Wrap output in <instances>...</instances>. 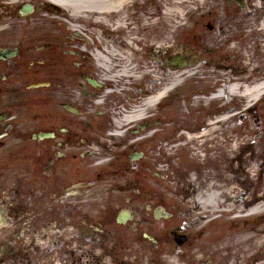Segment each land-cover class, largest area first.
<instances>
[{
	"label": "flooded vegetation",
	"instance_id": "1",
	"mask_svg": "<svg viewBox=\"0 0 264 264\" xmlns=\"http://www.w3.org/2000/svg\"><path fill=\"white\" fill-rule=\"evenodd\" d=\"M245 1L250 6L253 0ZM235 2L227 1L224 19L236 22L231 11ZM248 16L245 30L258 27L255 74L261 82L264 0H258V14ZM69 55L51 49L18 51V60L0 62V264H264L259 251L243 258L231 252H198L196 240L185 234L179 235L184 239H158L167 238L166 222L175 217L167 212L166 219H155L157 206L146 205L144 215L133 212L132 219L119 223L120 201L132 207L136 195L151 201L150 139L142 142L138 160L147 164L136 166L132 141L112 137L117 113L95 106L100 91L88 85L86 68L67 61ZM25 57L43 63L20 60ZM198 64L217 67L218 74L231 73V78L244 74L238 57L228 54ZM262 101L258 109L264 115ZM174 112L166 105L160 125L175 128ZM255 125L264 131L258 110ZM261 161L264 156L258 157ZM217 162L211 161L203 172L223 185L231 161L221 155ZM232 163H240L239 157ZM143 226L151 227L153 239L140 233Z\"/></svg>",
	"mask_w": 264,
	"mask_h": 264
},
{
	"label": "bare ground",
	"instance_id": "2",
	"mask_svg": "<svg viewBox=\"0 0 264 264\" xmlns=\"http://www.w3.org/2000/svg\"><path fill=\"white\" fill-rule=\"evenodd\" d=\"M142 1L144 0H0V46L33 51L38 48V44L34 42L36 37H40L36 40L39 42H54L58 41L59 37H66L70 43L63 45V50L79 53L87 50L96 53L95 61L100 68L102 84L110 85L122 77L129 79L137 67L136 55L144 56L145 49L148 48H174L177 30L183 25L184 18H191L198 9L210 4V0H159L157 12H145V16L138 17L134 24V11L141 6ZM24 5H31L32 12H21ZM159 26L167 27V32L161 37L146 39ZM73 34L77 36L76 39L72 38ZM43 37L47 40H43ZM138 47L141 48L139 52ZM148 69L146 63L143 67L145 75H150ZM175 75L177 73L169 74L171 78L174 76L173 82L176 83L178 76ZM159 81L153 80L157 83ZM171 87L155 92L139 108L127 113L121 122L129 127L135 120H143L146 110L153 109L155 103L172 90ZM224 90L226 97L242 101L246 108L261 98L264 84H229ZM222 108L220 116L209 119L204 127H186L183 137L191 142L211 138L216 132L217 124L228 123L232 118L226 115ZM223 133L225 134V131ZM216 139L217 144H221L220 140ZM224 144L222 143V146ZM219 206L223 208V215L232 211L239 214L247 211V215L253 217L261 211L258 198L254 196L248 202L240 195L232 196V192H220L212 185H207L205 192L197 193L189 202L190 218L194 219L192 222L202 230L205 225L201 224L203 215L208 218L210 212ZM230 239H245L248 246L256 237L250 229L242 227L233 230Z\"/></svg>",
	"mask_w": 264,
	"mask_h": 264
},
{
	"label": "rangeland",
	"instance_id": "3",
	"mask_svg": "<svg viewBox=\"0 0 264 264\" xmlns=\"http://www.w3.org/2000/svg\"><path fill=\"white\" fill-rule=\"evenodd\" d=\"M159 2H160L159 0H148L147 2H143L144 5H141L134 11L136 15L135 16L136 19L133 18L132 22L135 24L138 17L145 16L146 14L145 12H150V11L157 12L158 5L160 6ZM257 5H258V2H255V5H254L255 9H258ZM216 6L220 7L218 11L222 12L221 11L222 2L221 1L215 2V0H210V4L206 6L208 8L204 7L206 9L203 8V10L201 11L205 12ZM36 12L37 11H35V13ZM196 22H197V19L195 18L192 21L190 19V22L188 19L187 20L185 19L184 23H187V25L183 29H180L177 31L176 46L174 48H171L170 50L169 49L161 50V52L169 55V53H173V52L181 53L183 51H188V50L193 51V48L196 47V44H200L198 46V48L200 49V55H204L207 49L217 48V45L221 48L222 45L220 43H221L222 38L219 39L217 34H213V35L211 34V37H208L207 34L206 35L203 34V32L207 33L205 30V24H204L207 22V20L203 21V24L200 26H196ZM194 24H195V27L193 30ZM199 31L202 34H198V37L195 38L196 32H199ZM166 32H167V27H162V26L156 27L153 30L151 36L147 37L146 39H150L153 37H161ZM158 34H160V36H157ZM73 38H76V37L73 36ZM65 42L70 43L69 40L64 38V40H62L61 42V45L63 46V45L68 44ZM205 43L206 45H209L207 48L205 47ZM241 46H244V45L241 44ZM238 47H240V44L238 45L235 42V43H232L229 48L237 49ZM153 50L158 51L157 49H151V54H153ZM254 51L255 50L253 49L252 44L250 46H247L245 44L244 48H242V50H240L239 52L240 56H238L239 61L244 59V62H245L244 63L242 61L243 63L241 65V68L244 67V69H247V71L250 73H252L253 70L257 69L258 67L256 62H252V56L254 55ZM146 52H149V49H146ZM225 52L227 53L226 49H225ZM73 57L76 58V60L79 61L80 64L88 68V64L86 63V61L82 59L78 60L79 58L77 56H73ZM20 60L26 61L27 63H30L31 61H33L32 58H28V57L21 58ZM38 60H42V59H38ZM150 65H151L152 75H154L157 70V66L152 60L150 62ZM206 70L207 68H197V69L195 68L186 69L185 68L182 71L180 70L179 71V74H181L180 80L183 81V86L177 89V92H179V94L181 95H188V93L191 90L202 89V92H208L215 85L216 82H214L210 76L206 75V73H204V71ZM186 71L189 74H187ZM97 77L99 78V75ZM163 81L164 80H161L160 83H162ZM167 81L169 82V78H167ZM150 83L151 82L147 81V84H144L145 89L147 88V86L153 85V83L151 84ZM217 84L219 86L220 84L227 85L228 83H216V85ZM144 86L141 87V90L144 89ZM130 90L133 93V89L131 88ZM181 104H182L181 113L178 114L179 120L181 121L182 119L181 127H183L185 124L195 125L196 123L202 126L204 118L207 114L206 112H204L205 110H201L199 108L201 111L199 113L190 112V108H188L186 104L184 103H181ZM243 106H244L243 102H239L238 100H235L230 105H228V107H226L225 110H227V108L230 107L231 114L234 112L236 113L238 111L242 112L244 108ZM213 110L214 108H211L210 110H208L209 111L208 113L210 112L212 113ZM255 116H256V113L254 111L251 113V115L243 113L239 116H236L233 121L232 120L230 121V123L225 124L224 127H221V128L219 127L218 129L221 131L222 129H224L223 131H225V134L223 135V137L225 138L224 146L225 145L229 146V144L231 143V140H233L234 143H237V145L244 146V150L245 148H247L246 158L245 160L243 159V161L246 162L245 164V167L247 168L246 173L244 174L238 173L237 175H234L232 173L233 172L232 170L231 175L227 174L225 175V177L227 178L226 182L229 184L228 192H232V196L240 195L241 198H243L244 200H247L248 202L252 200L253 196L260 200L262 196L260 195V193H264V176L262 175L257 176L256 174L257 166L254 163L256 159H253L255 157H260L264 154L262 150L263 147H261L263 145L261 141L262 138L260 137H258V149H256L257 148L256 129L254 125ZM262 117L264 119V115L258 112V118L262 119ZM160 127L161 129L159 131L164 136L173 137L176 135V132L174 130H171L169 128V125L160 126ZM258 135H261L260 131H258ZM212 138L213 137H211L210 139ZM210 143L212 145L215 144L213 141H210ZM151 144H152V149L150 152V160H151L150 161V168H151L150 177L153 183L156 182L158 184L152 185L151 191L148 193V195L154 194L152 196V200H151L152 202H148L146 197H137V195L135 196L133 210L135 209L136 211H141L145 204L156 205L157 203L156 206H159L158 202L162 200L163 202L161 205L164 206L167 209V211H169L170 213H174L173 216L175 217V219L169 222H166L168 225L167 231L171 229L173 230L174 227H180L184 234H188V235L191 234L193 239L194 237L195 239H197L200 236L199 239H197V244L195 246H201L204 249L203 245L205 244V242L208 241V243H210L214 241L211 239H213L216 233L218 232L217 231L218 227H215L213 223H210L211 225L208 224V226L205 228V231H203L202 233L200 232L198 233V231H196L197 226L192 224L193 223L192 221H194V219L190 218L188 204L191 200H193L197 191L199 190L204 191V188H202L201 184L207 182L208 178L205 176V172L201 173L200 175H197L196 173L197 171H200L202 167L209 164L210 163L209 161L213 160L212 158L213 153L210 155L208 160L203 161V164L196 163L195 161H192V158L194 157L193 154L191 153L194 148V145H192L193 148L187 147L182 152H179L178 156H180L181 160H175L176 165H173V164L168 165L169 161L161 159L162 156L164 157H167V156L165 155L160 156V154H158V149L161 147H159L157 139L153 138ZM216 148H217L216 151L218 152L223 151L225 154L227 153V150L221 149L222 147L220 145H217ZM227 160L232 161L230 160L229 157L227 158ZM146 161L147 160L142 161L141 164H143V162H146ZM214 162L217 165L219 164V162L217 161H214ZM164 173L166 174L165 179L164 180L159 179L157 175L164 174ZM159 185L163 186L161 188L162 190L159 189L160 188ZM164 187H166L165 190L163 189ZM188 193L189 195L186 196V194ZM259 200H258V203H260ZM242 202L243 201L241 200V204ZM261 202H262V199H261ZM121 206L122 207L124 206L132 207L131 205H127L126 203H124ZM241 206L243 208V204ZM144 213L145 211H143L141 215H144ZM258 219H261V221H263V224L261 222H260L261 224H259ZM258 219L257 217L253 219H247L245 223H247L246 227H248L249 229L252 228L254 230H258V236L255 242L252 243V247H254V251L256 249L258 250L261 249L262 253L264 254V217L260 218L259 216ZM186 221H190V222H186ZM243 222L242 221L237 222L236 224L240 228H242ZM186 223H189L192 225H187ZM219 227H221V231H223L222 233H224L223 239H228L229 235H231V232L235 229V228L231 229V224H227L226 226L220 224ZM215 228H216V231H214ZM211 229L213 230V233ZM148 231H151L150 227H145L142 230V232H148ZM234 240L235 239L228 240L230 242V245L228 244L229 251L236 252V253H242L245 256H249L251 253L254 252V251H251L250 247L248 249L247 248L241 249L237 246H233ZM211 246L212 247L214 246V248L212 249H215V250H219L220 248L219 243L215 245H211Z\"/></svg>",
	"mask_w": 264,
	"mask_h": 264
}]
</instances>
